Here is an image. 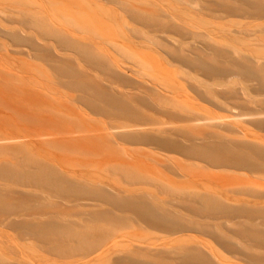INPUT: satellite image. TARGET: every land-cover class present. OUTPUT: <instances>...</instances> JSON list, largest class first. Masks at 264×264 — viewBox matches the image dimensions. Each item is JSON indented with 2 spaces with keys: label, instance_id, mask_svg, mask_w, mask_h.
<instances>
[{
  "label": "bare ground",
  "instance_id": "obj_1",
  "mask_svg": "<svg viewBox=\"0 0 264 264\" xmlns=\"http://www.w3.org/2000/svg\"><path fill=\"white\" fill-rule=\"evenodd\" d=\"M39 1L11 0L25 8L20 11L25 14L24 35L7 29V19L0 12V37L23 46L26 58L37 61V71H46L44 75L54 86L48 90L41 88L46 93L24 89L23 97L5 106L17 120L0 125V235L14 233L23 240L27 237L35 249L86 264V258L106 246L114 231L122 226L143 225L168 234L188 230L190 222L184 220L183 214L171 211L175 208L188 216L211 220L213 236L233 247L232 251L245 257L248 263L264 264V136L239 138L232 128L229 135L235 136L227 134L224 143L182 144L215 138L217 133L184 124L210 118L200 114L199 108L184 96H173L176 90L158 94L148 89L141 97L128 101L107 91L94 79L131 85L116 72L120 71V58H134L139 68L131 71H144L136 59L140 52L147 51L163 66L180 67L164 72L183 83L194 85L193 81L204 77L218 84L223 76L236 74L243 83L254 82L255 94L264 96V65L225 60L223 45L210 39L202 43L204 50L199 49L194 44L201 34L181 24L178 15L184 10L175 6L178 15L173 13L170 9L174 6L165 0H158V7L145 0H140L146 3L144 6L138 5L139 0H95L99 10L104 8L102 2L118 5L117 11L112 7L107 12L123 37L122 41L112 42L109 49L97 40L101 35L96 40L90 35L86 37V10L65 7L61 0H47L43 4ZM220 5L231 15L248 18L249 23L264 20V0H248L241 6L220 0ZM96 22L92 16L87 24L93 26ZM249 32L264 47V22L251 26ZM171 88L175 87L167 89ZM192 89L202 100L217 97L211 89L206 93L194 86ZM53 90L65 100L51 95ZM250 103L255 107L242 103L241 112L232 117H253L246 122L264 132V100ZM143 105H152V109L169 117L170 121L162 122L168 128L157 130L170 134L155 137L136 130L153 126L150 122L142 123ZM79 109L85 115L79 114ZM86 112L129 124L113 126V135L90 134L93 128L84 118ZM41 129L44 133L40 140L37 136ZM119 143L152 144L211 168L236 172L238 176H230L231 179L227 175L225 182L233 181L230 185L234 188L229 187L231 191L227 188L225 194L218 193L210 185L201 187L202 183L196 184L167 163L161 169L138 158L128 159L131 155ZM86 156L92 157L88 161L97 164L98 171L106 168L112 176L116 175L117 186L105 184L95 173H86ZM70 162L77 168H67ZM232 236L240 249L232 245ZM240 239L252 245L244 246ZM166 252L154 258H137L126 253L115 264H215L194 247L179 248L173 255ZM0 264L19 263L0 253Z\"/></svg>",
  "mask_w": 264,
  "mask_h": 264
},
{
  "label": "rangeland",
  "instance_id": "obj_2",
  "mask_svg": "<svg viewBox=\"0 0 264 264\" xmlns=\"http://www.w3.org/2000/svg\"><path fill=\"white\" fill-rule=\"evenodd\" d=\"M40 1L42 4L44 1L47 3V0ZM145 1L147 3H154L156 7L160 5L158 0H154L156 2L153 0ZM165 1H168L174 6L172 9H170V11H173L175 14H177L175 6L183 9V14H177L178 18L180 19V23L201 34V37L198 39V42L200 43L197 42L194 44L199 49L204 50L202 48V43H204L206 39H210L223 45L222 47L225 49L223 58L225 60L229 58L230 60L232 59V61L238 60L248 62V64L252 65H264V55L262 54L264 47L260 46L261 44L259 41L253 38V33L249 32L251 26L261 24L264 22V20H257L249 23L248 18L242 16L241 14H239V16L231 15L221 7L220 0ZM230 1L233 3V6H237L238 4L241 6V4L247 2L248 0ZM94 2L95 0H61L60 4L75 10H86V27L89 28H86V34H88L86 37L90 35L91 38L96 40L95 37L101 35L97 40L99 42L101 41L102 46H104V48L106 47L105 49H109L112 42L122 41L123 37L121 36L118 28L112 23L109 17L111 15L107 12V9H112V7H115L114 10H116V8L118 10V5L113 4L111 6V4L106 5L102 2L104 8L99 10V8L95 6ZM0 5L2 6H0V12H3L1 15L5 16L7 19V25H5V27L17 33L20 31L21 34L24 35L22 32V21L25 14L20 11L24 10L25 8L22 5L14 4L11 2V0H0ZM138 5L144 6L146 3L139 0ZM92 16H94V20L97 22L94 23L93 26H89L87 22ZM12 18L15 20H12ZM18 18L19 20H17ZM14 22L19 23L15 24ZM21 34L19 33V35ZM93 34H95V36ZM11 43V40L0 37V125L2 127L3 125L6 126L7 123L17 120L16 115H12L5 108V106L7 104H13V102L18 98L23 97V92L26 89H38L46 93V91L42 90L41 88L48 90V88L51 89L54 87L47 80V76H45L46 71H37L36 66L38 62L34 60H28L26 58L25 48L23 46ZM134 60V58L129 56H125L124 59L120 58V71H116L121 77L129 81L131 85L110 83L106 79H100L99 77H95V81L107 91L114 95L119 94L120 97L128 101H132L134 98L141 97L148 89H150V92L153 91L158 94H166V92L176 90L173 93V96H184L186 100L199 108L198 112L200 114L204 113L206 118L211 119L208 121H200L196 124H184L196 126V130L217 133L215 138H201L191 142L182 141V144L200 145L208 142L224 143L227 141V137L231 133L232 128L236 130V135L239 138L257 139L264 136V132L257 128L253 123L246 122V120L248 121L253 117L243 116L242 119L232 117L233 114L241 112V109L239 108L240 104L246 103L250 108H253L255 106L250 102L264 100L263 95L255 94L256 85L254 82L243 83L241 80L242 78L236 74H231L228 77L223 76L218 84H214L204 77H199L196 81H193L195 83L194 85H191V82H188L192 88L193 86L196 87L201 93H206L208 89L215 91L217 95V97L214 98L215 100L210 101L208 99L209 101H206L207 99L202 100L199 98L191 86L189 88V86L186 85L188 83H183L181 79L165 74L164 71H167V68L180 69V67L177 65L164 64L165 66H163L161 63H158V59H155L153 55L149 54L147 51H144L140 52L136 59V62L141 63L142 67L144 66V71H131V69L137 70L139 68L134 64ZM86 72L90 75H95V73L92 71ZM173 83L178 84H175L176 86H174ZM162 84H166V87H164ZM170 86L175 88L167 89ZM50 94L58 100H65L64 97L58 96V92L56 90H53V93ZM51 95H48V97ZM140 111L143 116L142 123L147 124L150 122L153 124V126L150 127L151 129L140 128L136 129L137 131L149 133L155 137L162 134H170L168 131L165 133H160L157 130L168 128L169 125H162V122L170 121L167 115L158 113L155 109H152V105H143V107L140 108ZM81 112L83 111L81 110L79 114ZM84 118L89 121L88 125L93 128L90 134L100 133L104 135H113L115 132L112 128L113 126L129 124L126 121L114 120V122L111 121L110 118L93 115L89 112H86V116ZM172 126L175 127L177 125ZM43 133L44 131L42 129L39 130L38 134H40V136H37V138H40L41 140V134ZM229 136L235 135L232 134ZM119 147L125 149L131 155V157L128 159L138 158L147 165L161 169H164L167 163L171 165L172 168L178 170V172L186 174L191 180L193 179L194 181H192L196 184H199V182L202 183L200 184L201 187L210 185V187L215 192L219 191L218 193L225 194L227 192V188L229 187L232 190L234 187L232 186V188L230 184H232L233 181H229L230 184H228L225 182V180L228 181L230 176L234 178L238 176L236 175L238 174L236 172L233 173L235 175L234 176L232 172H225L221 169L211 168L204 163L186 159L178 153L158 149L152 144L119 143ZM91 158L92 157L86 156V173H95L100 179L101 177L103 178L101 180L102 182L105 180V184L117 186L118 183L116 181V175L112 176V174H110L106 168L98 171L97 164L88 161V159ZM72 165L73 162H70L69 165L67 164V168H77L76 165ZM227 175L229 177H227ZM195 179L197 180L195 181ZM260 180L259 181L262 182V179ZM218 182L221 183L218 184ZM222 183L224 185H222ZM262 183H264V179ZM125 185L122 186L128 187ZM221 185L224 188L221 187ZM132 187L134 186H129L128 188ZM171 211L178 215H184V220L190 222L187 225L188 230L175 234H168L156 229L147 228L140 223L139 224L142 226L134 225V223H132L134 226H122L121 228H118L116 231H114L106 246L101 248L97 253L91 255L89 258H86V264H115V261L126 253L137 258L138 256L143 258L158 257L164 251H168L166 254L171 253V255H173L176 253V250L184 247H194L199 249L215 264H250L246 261L245 257L232 251L233 247L231 248L230 246L223 244L222 241L213 236L214 234H211L214 233L211 228L213 225L211 220L190 215L188 216L183 211L178 212L175 208H171ZM135 223L137 224L138 222ZM20 238L21 237L14 233L0 235V253L6 254L7 258L9 257L11 262L19 264H76L71 259H60L53 257L43 250L33 248L34 246L32 240L29 238L27 239V237H25L24 240ZM233 241L234 236L231 237V243L234 245V247L240 249L241 247L239 245L237 246ZM240 242L244 246L252 245L243 239H240ZM251 252L254 251L252 250Z\"/></svg>",
  "mask_w": 264,
  "mask_h": 264
}]
</instances>
